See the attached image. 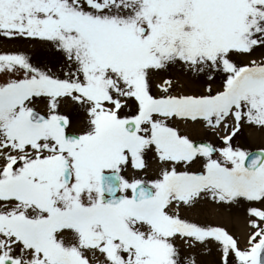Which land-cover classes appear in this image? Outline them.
Wrapping results in <instances>:
<instances>
[{"label":"snow or ice","instance_id":"6c2138e0","mask_svg":"<svg viewBox=\"0 0 264 264\" xmlns=\"http://www.w3.org/2000/svg\"><path fill=\"white\" fill-rule=\"evenodd\" d=\"M251 127L264 0H0V264H264Z\"/></svg>","mask_w":264,"mask_h":264},{"label":"rangeland","instance_id":"374dc122","mask_svg":"<svg viewBox=\"0 0 264 264\" xmlns=\"http://www.w3.org/2000/svg\"><path fill=\"white\" fill-rule=\"evenodd\" d=\"M258 133L259 135L252 137L255 133ZM260 136V137H259ZM241 144L245 147H249L252 149L258 148V147H264V129H260L257 127H251V128H245L243 137L240 140ZM150 165L154 166L153 169H148V175L149 178L154 174L155 165L149 158ZM221 212L216 210V206L211 204L210 202L204 203L201 207H198L193 212V218L199 219L201 222H208L212 224H225L227 225L231 230H233L238 236L241 237V240L243 241V234L245 233L246 229L244 227L243 223V217H244V209L243 207H233L232 214H231V220L229 213L227 211ZM224 212V217H219L217 214H221ZM208 257V256H207ZM206 257V259H207ZM209 262L212 261V259H207Z\"/></svg>","mask_w":264,"mask_h":264},{"label":"bare ground","instance_id":"6f19581e","mask_svg":"<svg viewBox=\"0 0 264 264\" xmlns=\"http://www.w3.org/2000/svg\"><path fill=\"white\" fill-rule=\"evenodd\" d=\"M257 135H259L257 132L252 136L253 138L255 137V136H257ZM260 137V136H259ZM154 168V166H150V169H153ZM220 210H222V211H226V210H224V209H220ZM219 212H221V211H219ZM219 215H220V217H224V212H222L221 214H217V216L219 217ZM207 259H213V257L212 256H208L207 257Z\"/></svg>","mask_w":264,"mask_h":264}]
</instances>
